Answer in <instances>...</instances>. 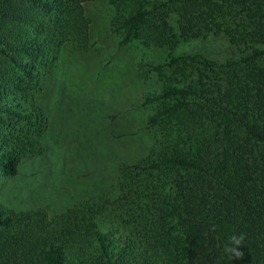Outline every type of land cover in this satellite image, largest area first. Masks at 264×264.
I'll return each instance as SVG.
<instances>
[{
	"label": "trees",
	"instance_id": "1",
	"mask_svg": "<svg viewBox=\"0 0 264 264\" xmlns=\"http://www.w3.org/2000/svg\"><path fill=\"white\" fill-rule=\"evenodd\" d=\"M90 1L0 0V183L45 151L35 94L65 44L87 46ZM107 1L120 45L170 51L151 65L165 79L150 99L160 139L121 170L117 200L57 214L0 204V264H264V0ZM210 35L227 37L237 58L175 53ZM233 232L246 239L232 260L223 246Z\"/></svg>",
	"mask_w": 264,
	"mask_h": 264
},
{
	"label": "rangeland",
	"instance_id": "2",
	"mask_svg": "<svg viewBox=\"0 0 264 264\" xmlns=\"http://www.w3.org/2000/svg\"><path fill=\"white\" fill-rule=\"evenodd\" d=\"M88 44H65L35 94L47 118L42 155L25 160L15 177H3L0 204L17 211L57 214L84 200L121 195V170L146 157L160 139L151 116L165 79L151 65L168 61L167 48L139 40L120 45L113 31L116 8L107 0L84 5ZM176 54L202 55L219 63L238 56L227 37L210 35L180 43ZM167 74H169L167 72Z\"/></svg>",
	"mask_w": 264,
	"mask_h": 264
},
{
	"label": "clouds",
	"instance_id": "3",
	"mask_svg": "<svg viewBox=\"0 0 264 264\" xmlns=\"http://www.w3.org/2000/svg\"><path fill=\"white\" fill-rule=\"evenodd\" d=\"M215 226L213 225V229ZM246 239V234L243 232H233L229 237L227 243L223 246V251L226 255H228L232 260L233 257L241 258L244 253L240 250L242 244Z\"/></svg>",
	"mask_w": 264,
	"mask_h": 264
}]
</instances>
